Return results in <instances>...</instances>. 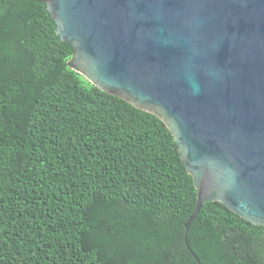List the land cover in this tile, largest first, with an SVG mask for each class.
Masks as SVG:
<instances>
[{"label":"trees","instance_id":"1","mask_svg":"<svg viewBox=\"0 0 264 264\" xmlns=\"http://www.w3.org/2000/svg\"><path fill=\"white\" fill-rule=\"evenodd\" d=\"M38 0H0V264H197L196 190L161 120L67 63ZM200 264H264V227L219 202Z\"/></svg>","mask_w":264,"mask_h":264},{"label":"water","instance_id":"2","mask_svg":"<svg viewBox=\"0 0 264 264\" xmlns=\"http://www.w3.org/2000/svg\"><path fill=\"white\" fill-rule=\"evenodd\" d=\"M67 66L170 131L207 202L264 227V0H38Z\"/></svg>","mask_w":264,"mask_h":264}]
</instances>
